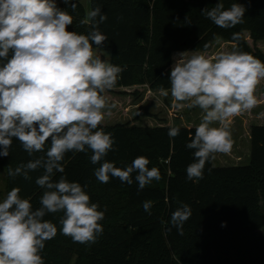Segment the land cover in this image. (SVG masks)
<instances>
[{
    "label": "trees",
    "instance_id": "16d2710c",
    "mask_svg": "<svg viewBox=\"0 0 264 264\" xmlns=\"http://www.w3.org/2000/svg\"><path fill=\"white\" fill-rule=\"evenodd\" d=\"M72 2L77 4L75 12L64 1L56 3L73 16L68 31L87 34L90 25L80 24L86 18V7L79 0ZM219 2L225 9L233 3L244 5V22L224 29L201 14L202 9H211ZM96 6L107 15L99 25L108 38L102 48L110 49L111 63L124 69L116 86L103 93L106 100L107 94L130 93V88H135V98L142 95L137 91L140 87L169 90L174 54L189 50L208 53L218 39L234 43L238 50L264 62L260 47L264 41V0H91V10ZM233 33H239V39H233ZM145 114L140 112L139 116ZM170 127L180 129L175 138L168 136ZM99 128L111 133L115 141L106 160L125 168L136 157L144 156L149 159V169H159L161 179L139 191L135 173L131 185L115 177L101 183L94 175L99 165L91 163V150L66 153L64 172H57L53 180L63 175L80 183L91 202L106 210L100 221L103 233L95 243L74 242L61 234L63 213L46 215L44 219L54 223L58 231L40 253L44 264H264L263 124L251 125L249 164L215 166L212 159L200 180H188L186 175V167L193 162V150L186 144L195 127L128 121L101 123ZM48 147L46 142L44 152L29 156L13 139L9 156H0V166L8 172V167L15 169L45 156ZM42 174L43 169L33 171L29 180L8 175L7 193L19 188V195L30 199L34 209L39 208L44 189L35 181ZM146 200L152 202L151 214L143 209ZM183 204L190 206L192 215L183 225V235H178L171 226V214Z\"/></svg>",
    "mask_w": 264,
    "mask_h": 264
},
{
    "label": "clouds",
    "instance_id": "9594fccd",
    "mask_svg": "<svg viewBox=\"0 0 264 264\" xmlns=\"http://www.w3.org/2000/svg\"><path fill=\"white\" fill-rule=\"evenodd\" d=\"M64 3L76 11L72 0ZM246 10L238 3L225 9L219 2L211 9H202L201 14L216 26L229 29L244 22ZM106 20L101 8L94 7L80 20L91 30L80 34L68 31L73 16L59 8L56 0H0V156H9L13 139L29 156L44 152L46 142L50 143L45 156L15 169L8 167L10 177L25 180L31 179V172L43 169L35 183L44 191L36 209L30 199L19 195V188L11 189L0 202V264H44L40 253L58 231L54 223L44 219L48 214L63 213L61 234L74 242L95 243L103 233L100 221L106 210L91 202L80 183L63 175L53 180L57 172H64L66 153L91 150V163L99 165L94 175L101 183L115 177L131 185L135 173L139 191L161 179L159 169H149V159L144 156L136 157L125 168L105 159L114 150L115 141L111 133L99 128L105 110L110 113L112 107L103 93L116 86L124 71L97 54L104 52L102 46L108 39L99 30ZM186 23L190 24L188 17ZM233 39H239V33H233ZM185 54L174 56L170 93L177 102H188V107H199L203 112L186 144L193 150L187 179L200 180L215 154H227L233 148L230 118L256 106L254 93L264 80V62L238 49L220 52L214 59L203 54L185 59ZM161 92L169 94L164 89ZM214 123L220 126L213 127ZM179 133L178 127H170L168 136L175 138ZM142 206L151 214L150 200ZM191 215L187 204L171 214L170 223L178 235H183V225Z\"/></svg>",
    "mask_w": 264,
    "mask_h": 264
},
{
    "label": "rangeland",
    "instance_id": "374dc122",
    "mask_svg": "<svg viewBox=\"0 0 264 264\" xmlns=\"http://www.w3.org/2000/svg\"><path fill=\"white\" fill-rule=\"evenodd\" d=\"M64 0H56V2H63ZM86 7L87 12L91 10V0H79ZM245 37L250 41V44L253 45L252 41L249 39V33L245 32ZM261 49H264V41L260 42ZM237 49V46L231 43H228L224 40L218 39L215 46L209 52H195L192 50L185 52H177L174 54L176 56L179 53H186L185 59L189 58L193 54H203L211 59L224 51H232ZM104 52L97 51V54H101L102 59H106L111 63V51L110 49H103ZM131 92L119 94L114 93L112 95L107 94L106 103L110 107L109 110H105V117L102 121V124L115 125L117 123H125L128 121H135L137 125H149V126H159V125H183L188 127H196L201 122L203 112L199 107H188V102H177L168 91V95L165 96L162 94L161 90H151L149 87H140L137 91H142V95L139 98H135L133 95L135 88H130ZM264 80L260 82L255 90V97L257 99L256 106L251 109L255 111L258 107L257 105H264ZM263 103V104H261ZM257 111V110H256ZM140 112H146L147 115L139 116ZM246 112V114H245ZM238 116L233 117V122L236 125L234 129H231L229 124L232 138L235 141L236 137L239 135L240 130L244 132V128H238L240 124L241 117L248 116V111H245ZM253 120L248 123V127L253 123ZM259 124V123H257ZM213 127H219V123H214ZM250 130V129H248ZM245 136L243 135V138ZM241 145V144H240ZM234 148V144H233ZM231 153L222 154L217 153L215 166H233L235 163L234 157L236 154H239L243 151V147L240 149H233ZM235 154V155H234ZM232 159V160H231ZM234 162V163H233ZM245 163V162H244ZM7 183H8V172L6 167L0 166V202L7 195Z\"/></svg>",
    "mask_w": 264,
    "mask_h": 264
},
{
    "label": "crops",
    "instance_id": "0c3cea01",
    "mask_svg": "<svg viewBox=\"0 0 264 264\" xmlns=\"http://www.w3.org/2000/svg\"><path fill=\"white\" fill-rule=\"evenodd\" d=\"M231 44H234V43H231ZM208 54H209V52H208ZM263 96H264V92H263ZM261 104H263V103H261ZM257 106H258L256 108L257 111L256 110L255 111H251V110L248 111V113H247L248 116H246V117L242 116L241 120H240L241 122L238 125L239 129H242V126H243L244 132L242 133V130H240L239 135L236 137V139L234 141V148L233 149H237V148L240 149L241 147H243V151L239 154H236V155L234 154L236 157H234L232 159H234L235 160L234 162L237 163L235 165H247L250 163V160H251V125L257 124V123L264 125V105H257ZM245 114H246V112H245ZM252 119H254V120H253V123L250 125V128H249L248 123H250L252 121ZM228 123L232 124L231 129H234V127L236 126L233 122V118H230ZM248 129H250V130H248ZM243 135L245 136L244 138H243ZM216 160H217V158L215 155L214 162H216ZM235 165H233V166H235Z\"/></svg>",
    "mask_w": 264,
    "mask_h": 264
},
{
    "label": "built area",
    "instance_id": "2783aa9c",
    "mask_svg": "<svg viewBox=\"0 0 264 264\" xmlns=\"http://www.w3.org/2000/svg\"><path fill=\"white\" fill-rule=\"evenodd\" d=\"M99 55H101V54H99Z\"/></svg>",
    "mask_w": 264,
    "mask_h": 264
}]
</instances>
